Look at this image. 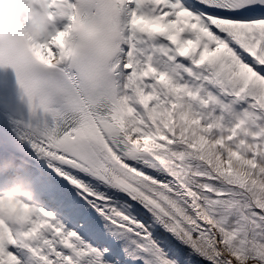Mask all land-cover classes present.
<instances>
[{"label": "snow or ice", "instance_id": "snow-or-ice-1", "mask_svg": "<svg viewBox=\"0 0 264 264\" xmlns=\"http://www.w3.org/2000/svg\"><path fill=\"white\" fill-rule=\"evenodd\" d=\"M26 2L0 159L33 199L0 197V264H264V0Z\"/></svg>", "mask_w": 264, "mask_h": 264}, {"label": "clouds", "instance_id": "clouds-1", "mask_svg": "<svg viewBox=\"0 0 264 264\" xmlns=\"http://www.w3.org/2000/svg\"><path fill=\"white\" fill-rule=\"evenodd\" d=\"M32 11L26 0H0V34L20 36L30 31L31 25L25 20Z\"/></svg>", "mask_w": 264, "mask_h": 264}, {"label": "bare ground", "instance_id": "bare-ground-1", "mask_svg": "<svg viewBox=\"0 0 264 264\" xmlns=\"http://www.w3.org/2000/svg\"><path fill=\"white\" fill-rule=\"evenodd\" d=\"M7 158H8V157H7ZM10 159H13V160H12V161H14L13 164L22 165V166H24V167L27 168V166H26V162H19V161L16 160V158H10ZM12 167H13L12 165H11V166H5V167L2 168V169H12ZM0 169H1V168H0ZM27 169H28V168H27ZM21 180L23 181L22 184L15 185V184L13 183V185L16 187V190H17V191H19V189H20L22 186H24L26 182H27L29 185H32V187H33V183L29 182V181H32V178H31V176H30V174H29L28 171L25 172V173L21 176ZM11 190H12V189H11ZM6 193H13V190H12V191H9V192H6ZM17 193H18V194H16V196L19 197V201L31 202L32 199H33V188H32V190H30V192H29V191H26V190H24V191H21V190H20V191L17 192Z\"/></svg>", "mask_w": 264, "mask_h": 264}]
</instances>
